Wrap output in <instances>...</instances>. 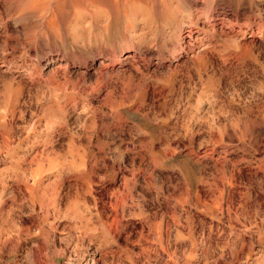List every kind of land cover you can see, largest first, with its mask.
Masks as SVG:
<instances>
[{"label":"rangeland","instance_id":"1","mask_svg":"<svg viewBox=\"0 0 264 264\" xmlns=\"http://www.w3.org/2000/svg\"><path fill=\"white\" fill-rule=\"evenodd\" d=\"M175 4L0 0V264L34 243L31 264H77L65 231L105 229L79 264H264V0ZM130 112L224 143L131 145Z\"/></svg>","mask_w":264,"mask_h":264},{"label":"clouds","instance_id":"2","mask_svg":"<svg viewBox=\"0 0 264 264\" xmlns=\"http://www.w3.org/2000/svg\"><path fill=\"white\" fill-rule=\"evenodd\" d=\"M162 2L165 3L166 5L171 6L173 11L176 10L175 0H162ZM169 56H171V51H169ZM165 67L166 66L164 64V58L161 55L160 69L164 70ZM128 116L135 125V127L131 129V141H130L131 145H136V142L145 136H149L150 140H154L156 143L166 142L168 145H170L173 141H179V140H187L191 142L192 139L198 134L195 131V129H197L198 126L201 132L207 131L209 133V139H203L200 141V148H204L209 143L213 145L223 144L224 143L223 138L226 135L227 126L219 129L211 126L209 128H204L203 125L206 124L207 121L204 118L198 116H194L192 119L186 120L182 126L172 127L171 130H169V128L166 127V125L168 124V120H171L173 118L179 119V117H175V114L169 116L167 119H162L159 116H151V117L141 116L135 112L128 113ZM141 125H143V127H141ZM146 128L149 130L145 131ZM214 131L220 132V139L217 141H212L210 139L211 133ZM134 150L135 149L133 148V151ZM178 150H179V146L177 151ZM100 155L107 156L108 154L102 151ZM116 163L119 164L121 167H123L126 173L136 171L131 166L124 165L123 157H121ZM148 163L149 162L146 161V166ZM151 163L154 164L156 168L160 169L159 172L157 173V175L160 177V180H158L157 183H160L162 181L163 184L167 186L168 184L167 178L169 176L173 177V179L175 178V174L169 170V165L175 164L176 161L169 160L166 153L160 155L158 158H154L151 161ZM105 187H107L106 184L101 186L99 191L103 192ZM137 190L139 191V193L143 195L145 206L149 209L162 205L164 203L162 199L154 203V196L156 194L153 191L146 190L145 187L143 186L142 181H140L137 184ZM5 199L6 197H4L3 193H0V206L3 205ZM0 236H3L2 232H0ZM54 239L55 237H50L45 239V244L51 245ZM85 240L88 241V244H85ZM101 241H105L107 243L113 242L110 239L107 229L96 233L89 232L88 234H84L82 232H76L75 230H66L61 238V243L71 248L74 254L73 259L77 261V264H79V254L81 252H84L87 248H90L93 245H97ZM0 244H2V240H0ZM38 247L39 244L34 243L32 248H29L27 250L25 254V264H31L33 249Z\"/></svg>","mask_w":264,"mask_h":264},{"label":"bare ground","instance_id":"3","mask_svg":"<svg viewBox=\"0 0 264 264\" xmlns=\"http://www.w3.org/2000/svg\"><path fill=\"white\" fill-rule=\"evenodd\" d=\"M130 58H132V56H128V57H126V59H130ZM69 163V162H68ZM71 167V166H70ZM68 168V167H67Z\"/></svg>","mask_w":264,"mask_h":264}]
</instances>
